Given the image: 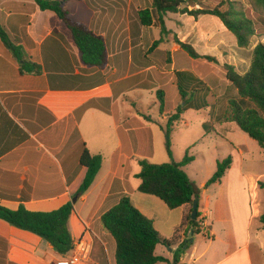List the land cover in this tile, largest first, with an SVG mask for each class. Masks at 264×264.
Returning a JSON list of instances; mask_svg holds the SVG:
<instances>
[{
	"label": "crops",
	"instance_id": "1",
	"mask_svg": "<svg viewBox=\"0 0 264 264\" xmlns=\"http://www.w3.org/2000/svg\"><path fill=\"white\" fill-rule=\"evenodd\" d=\"M152 7L153 0H70L65 4L74 21L104 38L108 64L98 69L82 63L71 31L54 12L42 11L34 0H0V24L14 44L22 47L24 56L20 63L0 41V205L10 210L23 205L31 211L49 212L72 203L86 176L87 169L81 164L86 148L93 156H102L103 163L91 188L78 196L69 220L74 242L84 240L91 245L89 261L79 264H107L108 245L116 264V244L101 224V217L123 197H129L141 213L153 220L163 240L173 239L180 228L179 243L170 254L193 237L178 264H235L232 262L237 256H246L253 264V243L247 231L239 230L238 216L235 218L230 202L234 192L230 169L221 183L213 185L219 191L212 203L208 199L204 204L199 197L201 233L197 235L185 223L190 206L170 210L158 198L138 191L140 180L136 176L140 169L135 170L133 164H138L141 152L153 142V119L145 118L148 114L140 108L139 97L161 90L166 99V79L173 84L176 73L188 72L189 61H195L177 44L171 49L159 46L156 53L146 54L153 30L161 29L156 21L152 26H143L139 12ZM183 16L168 13L164 17L170 33H176L168 25L170 20H178L176 24L182 27L179 20ZM205 17H190L193 21L183 26L185 32L192 24L206 27L209 36L226 28L218 18L213 16L207 22ZM178 58L184 63L179 64ZM160 115L168 114L165 110ZM109 135L112 139L107 138ZM240 177L247 183L250 219L260 222V178L249 182L245 175ZM218 225L225 243L211 249L218 241ZM261 232L262 225L257 233ZM200 236L213 238L205 243L203 252L196 243ZM261 250L258 248V253ZM71 256L72 252L57 254L40 237L0 219V264H57Z\"/></svg>",
	"mask_w": 264,
	"mask_h": 264
},
{
	"label": "trees",
	"instance_id": "2",
	"mask_svg": "<svg viewBox=\"0 0 264 264\" xmlns=\"http://www.w3.org/2000/svg\"><path fill=\"white\" fill-rule=\"evenodd\" d=\"M42 11L54 12L68 27L73 35L74 42L79 50L82 63L88 67L102 69L108 64V51L103 37L96 35L86 25L74 21L65 9V4L70 0H34ZM83 1V0H75ZM264 6V0H255ZM192 3L182 8L185 4ZM226 3V4H224ZM227 10L223 11V6ZM199 6V8H195ZM192 7V9H190ZM168 13H181L195 19L201 16H214L218 18L226 29L231 32L239 48H248L251 39L262 31L264 23L256 24L243 13L235 11L231 0H223L220 4L208 9L198 0H153L152 10L139 12V18L143 26H152L157 22L162 36L169 34L164 17ZM264 34V33H262ZM0 41L5 48L20 63L24 60L23 49L14 44L9 33L0 24ZM175 43L185 51L192 59H204L210 63L218 61L210 56L200 55L190 44L181 42L176 36ZM164 42L161 38L155 41L151 52ZM226 79L236 90L237 96L229 100V107L221 122L234 123L238 128L256 141L264 150V43H258L252 51V59L249 70L245 74L238 73L234 67L224 65ZM177 89L181 104L174 113L168 116L165 128L167 149L171 152V136L176 124L182 120V116L188 110L201 111L212 108L208 101L209 89L205 83L189 72L176 73ZM206 90V93H201ZM157 97L161 103V114L165 111V93L158 91ZM151 120L150 117H145ZM205 130L208 125H204ZM194 161L187 153L184 159L176 163L153 164L146 159L138 160L140 172L137 178L140 180L138 191L142 194L154 196L162 201L170 210H176L183 206H190V212L185 217L195 235L201 233L200 214L196 220H192V207L196 199L200 197V191L191 180L184 168ZM103 163L102 156H93L88 149H84L81 156V164L87 169L83 183L75 196H82L93 185ZM233 158L229 156L217 163V171L205 185V188L221 183L226 172L231 169ZM264 191V183H258ZM75 209L71 202L61 208L49 211H31L21 205L17 210H10L0 205V219L9 225L30 232L48 242L54 251L66 256L74 249V239L69 229V220ZM264 228V213L260 217ZM101 224L111 235L116 244V264H169V260L156 255L157 247L161 244L172 248L179 243L176 230L175 237L171 240H163L156 230L153 220L141 213L132 203L129 197H123L112 209L101 217ZM193 238L180 243L174 257V264H178L180 257L190 248Z\"/></svg>",
	"mask_w": 264,
	"mask_h": 264
},
{
	"label": "rangeland",
	"instance_id": "3",
	"mask_svg": "<svg viewBox=\"0 0 264 264\" xmlns=\"http://www.w3.org/2000/svg\"><path fill=\"white\" fill-rule=\"evenodd\" d=\"M221 1L223 0H201L200 3L205 8L213 9L217 7ZM231 1L235 11L243 13L256 24L262 25V23H264V6L258 5L255 0ZM189 5H192V3H187L182 8L188 7ZM222 10L226 11L227 6H223ZM183 17V20H179L182 27L176 24L178 20L174 18L168 23L173 32L177 34L169 32L168 35L162 36L160 30L154 29L153 37L148 41L149 45L146 47L145 51H147L146 54L148 55L156 53L157 48L152 52L148 48L161 38L164 39V42L159 46H166V49H171L176 45L174 42V37L176 36L181 42H190V45L193 46L200 55L205 54V56L215 58L218 61L217 64L210 63L204 59H198L195 61L193 60L194 64L189 61L187 65V68H189L187 69L188 72L199 78L205 83L206 87H208V101L212 108L205 109L202 112L191 110L184 117V120L176 124L175 130L171 136V158L167 149L165 128L168 116L174 113L176 107L181 104L176 81L173 84L168 79L165 81L164 90L167 92L165 110L168 114L166 116L167 118L160 115L161 103L157 97V93L151 95L145 93L143 96L139 97L138 104L140 108L144 109L145 113L148 114L147 117L153 119V123H150L153 136L152 145L148 150L142 151L139 158L146 159L153 164L171 163L172 161L179 163L188 153L190 157L194 158V161L186 166L184 170L198 187L200 196H202L205 204V202H208V199H210L212 203L215 195L219 191V188L215 186L205 188V185L216 173L217 163L231 156L233 158V164L230 169L231 171L228 170L227 172L230 171L229 179L234 191L231 194L230 202L232 206H234L233 212L235 218L238 216L236 223H238L240 231L248 232L250 242L253 243V247L251 248L253 264H264V233L261 232V235L257 233L259 232L260 225L263 227V224L257 219H250L251 211L249 207L247 183L240 177L241 175H245L249 182L250 179L260 178L258 183H264V150L260 148L256 141L241 131L236 124L231 123L224 125L219 122L228 110L229 100L237 96L236 90L226 79L224 65H230L234 67L238 73L245 74L250 67L253 48L258 43H264V34H262L264 33V28H262V31L259 28V33L251 39L248 48H239L235 36L226 28L224 30H215L212 32V36H209L206 27L192 24L190 26V31L186 33L184 27L185 25L188 26V22H192L193 18H190L188 15ZM211 18L214 17L206 16L205 21L208 22ZM205 35H208V38H206ZM167 40L169 41L168 45L165 43ZM183 53L186 54L184 51ZM156 57L157 56H155V58ZM183 63L184 60L180 58L179 64ZM201 93H206V90ZM210 118L212 120H209ZM205 124L209 127L206 130L204 128ZM226 135L228 136L227 138H225ZM107 138L112 139V136L109 135ZM133 165L135 170L140 169L138 164L134 163ZM132 170L134 169L132 168ZM258 189L261 191L264 213V191L260 189L259 186ZM76 197L77 196H75L74 199ZM157 201L161 203L159 200ZM155 209L158 212L161 210L157 206ZM217 231L219 234L218 241L216 240L217 242L211 249L214 247L220 248L222 247V243H225L224 232L220 225L217 226ZM190 238L193 237L190 236ZM196 240L199 252H203L206 249L205 243L212 242L213 238L211 237V239L208 240L200 236L197 237ZM258 248L262 249L259 253L257 251ZM170 250H172V248L170 249L161 244L157 248L156 254L169 258L171 260L169 264H174L176 251L170 254ZM211 252L212 251L209 250V253ZM227 252L229 251H226V253ZM106 261L107 264H114L113 252L110 245L107 246ZM205 261L206 260L201 263ZM89 263H91V261ZM232 263L252 264L246 256H237Z\"/></svg>",
	"mask_w": 264,
	"mask_h": 264
},
{
	"label": "built area",
	"instance_id": "4",
	"mask_svg": "<svg viewBox=\"0 0 264 264\" xmlns=\"http://www.w3.org/2000/svg\"><path fill=\"white\" fill-rule=\"evenodd\" d=\"M91 254V245L84 240H80L78 244L74 243L72 256L57 264H79L81 262H88Z\"/></svg>",
	"mask_w": 264,
	"mask_h": 264
},
{
	"label": "water",
	"instance_id": "5",
	"mask_svg": "<svg viewBox=\"0 0 264 264\" xmlns=\"http://www.w3.org/2000/svg\"><path fill=\"white\" fill-rule=\"evenodd\" d=\"M78 200V196L74 199L73 198V205L76 204ZM198 209H199V199H196L193 203V207H192V220H196L197 219V216H198ZM169 248V247H168ZM171 249V248H170ZM171 251V250H170Z\"/></svg>",
	"mask_w": 264,
	"mask_h": 264
}]
</instances>
